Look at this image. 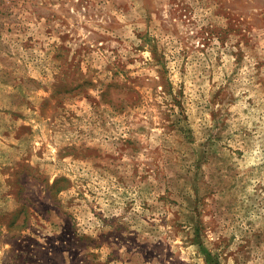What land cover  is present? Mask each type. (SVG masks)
<instances>
[{"label":"rangeland","instance_id":"1","mask_svg":"<svg viewBox=\"0 0 264 264\" xmlns=\"http://www.w3.org/2000/svg\"><path fill=\"white\" fill-rule=\"evenodd\" d=\"M0 264H264V0H0Z\"/></svg>","mask_w":264,"mask_h":264}]
</instances>
